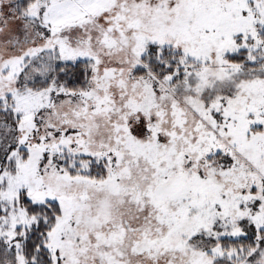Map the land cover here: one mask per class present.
Returning a JSON list of instances; mask_svg holds the SVG:
<instances>
[{
  "label": "snow or ice",
  "instance_id": "1",
  "mask_svg": "<svg viewBox=\"0 0 264 264\" xmlns=\"http://www.w3.org/2000/svg\"><path fill=\"white\" fill-rule=\"evenodd\" d=\"M0 264H264V0H0Z\"/></svg>",
  "mask_w": 264,
  "mask_h": 264
}]
</instances>
